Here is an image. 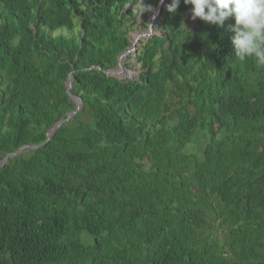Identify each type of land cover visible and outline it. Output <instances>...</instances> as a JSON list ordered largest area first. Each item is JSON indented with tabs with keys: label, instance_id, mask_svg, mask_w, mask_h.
I'll return each instance as SVG.
<instances>
[{
	"label": "trees",
	"instance_id": "16d2710c",
	"mask_svg": "<svg viewBox=\"0 0 264 264\" xmlns=\"http://www.w3.org/2000/svg\"><path fill=\"white\" fill-rule=\"evenodd\" d=\"M126 1L0 0V264H264V66Z\"/></svg>",
	"mask_w": 264,
	"mask_h": 264
},
{
	"label": "clouds",
	"instance_id": "9594fccd",
	"mask_svg": "<svg viewBox=\"0 0 264 264\" xmlns=\"http://www.w3.org/2000/svg\"><path fill=\"white\" fill-rule=\"evenodd\" d=\"M136 1L138 2L136 6L140 9L139 12H136L138 16L145 11L152 10L151 7H145L141 0L126 1L125 9L129 8L127 7L128 2L132 3ZM163 2L165 5L161 8ZM155 3L157 4L156 14L154 13L153 16H151L148 21L146 32H144L148 34L149 28L151 27V34L141 38L146 37L149 39V37H153L154 34H157L154 32L156 29L159 32L157 35L164 36L160 29L157 28L160 25L162 15L166 11L170 14H175L181 0H155ZM183 3L185 5H191L189 10H186L184 13L187 24L195 26L198 18L205 23L216 25L217 27H223L224 24H229L231 26V31L234 33L231 37L233 55L240 60H244L247 57H255L257 64L264 66V0H183ZM144 18L145 17L142 16V19ZM156 19L159 20V24L155 23L154 20ZM133 32H137V30ZM135 36L134 38L131 37V46ZM147 39L143 40L141 44L147 41ZM134 51L136 54V45L132 52ZM124 78L134 79L129 76Z\"/></svg>",
	"mask_w": 264,
	"mask_h": 264
},
{
	"label": "water",
	"instance_id": "95a60500",
	"mask_svg": "<svg viewBox=\"0 0 264 264\" xmlns=\"http://www.w3.org/2000/svg\"><path fill=\"white\" fill-rule=\"evenodd\" d=\"M150 28H151V27H150ZM150 28H149V33H148V34H145V33H143V34H136L135 39L132 41V46H131V48H130L127 52H125L123 55L120 56V58H119V62H118V64H117L116 68L105 71V73H106L107 75L112 76V77H118V78H120V79H122V78H124V77L127 76V75H122V73H121V69H124V68H122V66H121V59H122L123 57H125L126 55H129V54L133 51V49L135 48V45H136V41H137L139 38H141V37H143V36H148L149 34H151V30H150ZM116 69H119L120 72H117ZM126 70H128V69H126ZM135 78H136V76L134 77V79H135ZM65 85H66V93L70 96V98L73 100V102H74V104H75V110L72 111V112H70V113L67 115V117H66L65 119L60 120L58 123H56L52 128H50V129L47 131V134H46V136H47L46 142L50 139V137L52 136V134L55 132V130H56L57 128H59L63 123H65V122H67L68 120H70V119H71L76 113H78V112L81 110V108H82V101H81V99L78 98V97H76V96H74V95H72V94L70 93V90H71V88H72V74H69V76H68V78H67V81H66ZM37 147H38V146H32V145H31V146H30V145H24V146L20 147V148H19L18 150H16L15 152L10 153V154H7V155L3 158V160L0 162V166H3V165L7 162L8 158H11V159H12V158H15L17 155L22 154V153H24V152H26V151H28V150L36 149Z\"/></svg>",
	"mask_w": 264,
	"mask_h": 264
},
{
	"label": "rangeland",
	"instance_id": "374dc122",
	"mask_svg": "<svg viewBox=\"0 0 264 264\" xmlns=\"http://www.w3.org/2000/svg\"><path fill=\"white\" fill-rule=\"evenodd\" d=\"M141 2H142V4L145 6V7H151V11H145V12H143V13H141L140 14V16H138V21H139V23L140 24H143V27H140L139 29H137V32H133V33H131V37H133L134 38V36L137 34V33H144V32H146V28H147V26H148V21L150 20V18H151V16H153V14L155 13V10H156V3H155V0H141ZM137 4H138V2H137ZM128 7H130V6H128ZM140 11V9H139V7L137 6V12H139ZM142 16H144L145 18L144 19H142ZM155 21V23L157 24H159V20L158 19H156V20H154ZM144 22H146V24H144ZM154 32H156L157 34H159V32L157 31V29H156V31H154ZM157 34H154V35H157ZM152 37V36H151ZM151 37H149V38H151ZM147 38L145 37V38H140L139 40H138V42H137V44H136V53H137V51L140 49L139 47H140V45H141V42L143 41V40H146ZM134 55H135V51L134 52H131L129 55H128V57L125 59V60H123L124 61V67L126 68V69H130V71L132 72L131 73V76H129L130 78H134L135 76H137V74L139 73V66L138 65H136L135 64V61L133 60V57H134ZM127 63V64H126ZM127 65V66H126Z\"/></svg>",
	"mask_w": 264,
	"mask_h": 264
},
{
	"label": "bare ground",
	"instance_id": "6f19581e",
	"mask_svg": "<svg viewBox=\"0 0 264 264\" xmlns=\"http://www.w3.org/2000/svg\"><path fill=\"white\" fill-rule=\"evenodd\" d=\"M128 6H130L129 8H130V10H133V12L134 13H136L137 12V1L136 2H128V4H127ZM164 2H163V4H162V6H161V8H163L164 7ZM127 6V7H128ZM155 14H156V10H155ZM127 56L128 55H126L125 57H123L122 59H121V66H122V68H124V69H121V73H122V75H127V76H131V71L130 70H126L125 69V67H124V61L123 60H125L126 58H127ZM116 71L117 72H120V70L119 69H116Z\"/></svg>",
	"mask_w": 264,
	"mask_h": 264
}]
</instances>
